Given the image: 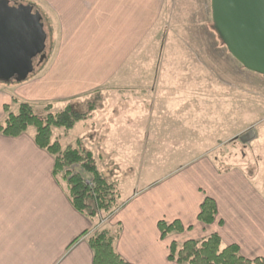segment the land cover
Returning a JSON list of instances; mask_svg holds the SVG:
<instances>
[{
  "label": "crops",
  "instance_id": "crops-1",
  "mask_svg": "<svg viewBox=\"0 0 264 264\" xmlns=\"http://www.w3.org/2000/svg\"><path fill=\"white\" fill-rule=\"evenodd\" d=\"M29 2L40 12L44 28L48 25L52 31V53L48 56L45 49L39 55L47 71L35 80H25L22 91L0 84V122L5 106L13 104L12 95L32 104L55 100L68 104L110 84L176 82L175 77L160 80L157 74L160 68L174 67L175 60H142L154 43L160 56L173 53L164 41L160 45V38L175 33L167 26L161 28V22L175 21V8L168 6L176 5V0ZM144 69L158 70L155 76L144 78ZM105 112L93 111L84 131L95 126L102 132ZM145 114L153 113L141 109V116ZM250 131L255 138V131ZM34 137L35 133L28 132L19 137L0 133V264H93L89 240L98 224L73 207L66 181L54 174L55 157L41 149ZM86 141L78 138L76 144L82 149ZM92 153L97 163L93 149ZM191 160L185 170L146 186L121 203L106 225L110 229L120 226L117 253L129 264H177L168 260L172 242L218 234L223 247L237 245L244 258L264 260V144L263 151L247 163H233L225 170L207 153ZM206 198L217 206L211 225L198 220ZM161 221H180L185 230L163 240Z\"/></svg>",
  "mask_w": 264,
  "mask_h": 264
},
{
  "label": "rangeland",
  "instance_id": "rangeland-1",
  "mask_svg": "<svg viewBox=\"0 0 264 264\" xmlns=\"http://www.w3.org/2000/svg\"><path fill=\"white\" fill-rule=\"evenodd\" d=\"M168 8H175V21L170 24L163 21L161 28L167 26L175 33L161 37L160 45L164 41L173 53L162 54L167 55L163 59L154 43L142 60L144 63L151 59L175 60L174 67L157 69L160 80L175 77V83L110 84L101 88L105 90L72 99L68 104L64 100L31 103L41 119L64 111L69 104L80 113L90 112L91 106L98 112L106 110L107 122L102 132L95 126L84 131L87 124L84 121L69 131L53 128V141L61 142L62 149H66L77 147L78 138L87 140L82 149L91 152L93 149L98 168L114 186L119 204L146 186L185 170L198 153H207L225 170L233 167V163H247L249 157L263 151L264 76L246 70L223 45L213 28L211 0H176V5ZM45 32L49 56L52 31L48 25ZM150 55L153 58L148 59ZM39 60V57L35 60L34 73L28 80H35L47 71ZM157 70L144 69V78L155 76ZM0 84L24 89V81L16 78L10 83L0 80ZM11 98L13 104L5 107L16 114L20 103L26 101L18 95ZM143 108L153 114L141 116ZM250 130L255 131L256 137L242 143L239 138ZM27 132L36 133V128L29 127ZM75 171L81 170L75 167ZM109 220L103 215L95 218L97 230L106 227Z\"/></svg>",
  "mask_w": 264,
  "mask_h": 264
},
{
  "label": "trees",
  "instance_id": "trees-1",
  "mask_svg": "<svg viewBox=\"0 0 264 264\" xmlns=\"http://www.w3.org/2000/svg\"><path fill=\"white\" fill-rule=\"evenodd\" d=\"M93 111L95 106H91L90 112L85 113L68 106L56 115L49 114L45 119H41L35 114L31 103L21 102L16 114L8 112V108L5 107L6 118L0 122V133L8 137H19L26 133L29 127H35V143L55 157L54 174L66 181L73 207L92 219L101 215L108 219L121 208V204L118 203V194L114 186L99 170L94 154L81 149L80 144L76 148L69 146L62 149L58 141H53V128L72 130L78 123L87 120ZM75 167H79L81 171H75ZM87 175L91 177L93 187L87 183L89 178ZM216 217L215 201L206 198L198 216L199 222L211 225ZM159 230L164 240L171 234L183 233L185 228L180 221L173 223L161 221ZM119 236L120 226L117 229L106 226L95 231L89 240L94 253L93 264H129L115 249ZM168 260L177 264H264L263 259L244 258L237 245L223 247L218 234L183 243L172 242L169 246Z\"/></svg>",
  "mask_w": 264,
  "mask_h": 264
},
{
  "label": "water",
  "instance_id": "water-1",
  "mask_svg": "<svg viewBox=\"0 0 264 264\" xmlns=\"http://www.w3.org/2000/svg\"><path fill=\"white\" fill-rule=\"evenodd\" d=\"M214 31L246 70L264 76V0H211ZM40 12L32 5L0 0V80L25 81L46 49ZM254 132L243 134L250 142Z\"/></svg>",
  "mask_w": 264,
  "mask_h": 264
},
{
  "label": "built area",
  "instance_id": "built-area-1",
  "mask_svg": "<svg viewBox=\"0 0 264 264\" xmlns=\"http://www.w3.org/2000/svg\"><path fill=\"white\" fill-rule=\"evenodd\" d=\"M87 183H88L90 186L93 187V183L91 182V180H90L89 178L87 179Z\"/></svg>",
  "mask_w": 264,
  "mask_h": 264
},
{
  "label": "flooded vegetation",
  "instance_id": "flooded-vegetation-1",
  "mask_svg": "<svg viewBox=\"0 0 264 264\" xmlns=\"http://www.w3.org/2000/svg\"><path fill=\"white\" fill-rule=\"evenodd\" d=\"M24 5H28V4H24ZM38 57H40V56H38ZM38 57H36V58L34 59V61H33L34 63H35V60H36Z\"/></svg>",
  "mask_w": 264,
  "mask_h": 264
}]
</instances>
